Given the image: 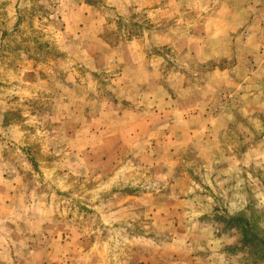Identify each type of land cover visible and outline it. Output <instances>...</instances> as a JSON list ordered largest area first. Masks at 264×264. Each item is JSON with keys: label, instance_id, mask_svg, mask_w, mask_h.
<instances>
[{"label": "rangeland", "instance_id": "obj_1", "mask_svg": "<svg viewBox=\"0 0 264 264\" xmlns=\"http://www.w3.org/2000/svg\"><path fill=\"white\" fill-rule=\"evenodd\" d=\"M258 3L0 0V264H264Z\"/></svg>", "mask_w": 264, "mask_h": 264}, {"label": "crops", "instance_id": "obj_2", "mask_svg": "<svg viewBox=\"0 0 264 264\" xmlns=\"http://www.w3.org/2000/svg\"><path fill=\"white\" fill-rule=\"evenodd\" d=\"M257 3V2H256ZM258 4H261L262 5V8H261V13L264 14V0H259V3ZM262 21V20H261ZM264 23V20L263 22H261V24Z\"/></svg>", "mask_w": 264, "mask_h": 264}]
</instances>
